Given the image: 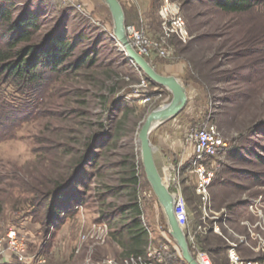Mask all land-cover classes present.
I'll use <instances>...</instances> for the list:
<instances>
[{
	"label": "rangeland",
	"instance_id": "obj_1",
	"mask_svg": "<svg viewBox=\"0 0 264 264\" xmlns=\"http://www.w3.org/2000/svg\"><path fill=\"white\" fill-rule=\"evenodd\" d=\"M13 1L18 9L28 5L41 16L39 38L58 26L69 38L83 34L78 54L93 48L95 66L54 77L36 91L18 89L0 78V100L34 111L13 140L0 143V242L15 230L27 256L37 254L43 264L119 259L136 248L126 237L134 215L118 208L137 203L149 236L137 249L142 252L150 243L163 247L166 261L187 264L146 179L138 145L147 116L168 105L171 93L148 82L128 62L102 0ZM118 1L125 26L162 45L148 63L158 74L178 80L188 98L175 119L151 132L150 143L166 189L178 198V187L186 201L188 218L178 205L176 216L190 253L200 264H230V248L241 259H263L264 0L238 14L219 11L211 0H168L186 22L184 43L175 37L161 41L163 0ZM210 125L226 148L202 161L215 171L204 202L193 188L191 135ZM113 130L114 139L102 137ZM82 156L87 161L79 171L85 176L83 203L60 230H45L43 207L38 205L50 183L73 171ZM133 174L135 189L126 182ZM100 224L108 228V238L93 245L88 238L91 226ZM198 226L208 229L198 233ZM82 236L87 240L81 241ZM3 243L0 264H19Z\"/></svg>",
	"mask_w": 264,
	"mask_h": 264
},
{
	"label": "trees",
	"instance_id": "obj_2",
	"mask_svg": "<svg viewBox=\"0 0 264 264\" xmlns=\"http://www.w3.org/2000/svg\"><path fill=\"white\" fill-rule=\"evenodd\" d=\"M212 5L226 13H247L253 10L258 0H211ZM41 16L28 5L18 9L13 0H0V78L13 86L29 90H40L48 86L52 79L65 74L77 73L82 68H92L95 58L91 47L83 49V34L69 38L61 27L52 29L39 38ZM146 78V77H145ZM153 85L162 88L156 84ZM116 103V102H115ZM115 104L111 105L112 108ZM34 111L26 106L19 108L0 100V143L13 140L17 131L32 117ZM113 118V117H112ZM116 119V118H114ZM102 137L114 139V130L105 132ZM94 138L90 139L92 142ZM83 156L74 165L73 171L50 183L38 207H43L42 219L45 230L58 231L64 221L71 218L83 203L85 176L79 174L87 161ZM134 172V170H133ZM133 189L137 185L136 174L126 181ZM116 196L115 192H111ZM133 213L134 218L127 228L126 237L136 249L133 255L141 253L137 248L147 243L149 236L140 220L142 211L137 203L119 207L118 212ZM131 255V254H130Z\"/></svg>",
	"mask_w": 264,
	"mask_h": 264
},
{
	"label": "built area",
	"instance_id": "obj_3",
	"mask_svg": "<svg viewBox=\"0 0 264 264\" xmlns=\"http://www.w3.org/2000/svg\"><path fill=\"white\" fill-rule=\"evenodd\" d=\"M68 3H75L76 0H63ZM161 27L163 32L162 42H165L170 37L177 38L180 42H185L187 39L186 22L180 14L178 8L175 5L169 3L168 0H163V6L161 8ZM125 32L127 41L130 46L136 51V53L145 59L147 62L153 50L159 49L162 51V45L153 42L148 39L145 33L132 25L125 26ZM142 87L146 88V81L142 82ZM193 141L192 154L195 159L192 163L193 173L195 177L194 191L197 196L201 197L203 201H206L208 186L214 179L215 171L202 162L207 158V161L215 158L220 152H223L226 148L225 141L219 136L214 126H205L203 128L195 129L191 135ZM179 186V185H178ZM178 198H175L176 205L181 209L182 198L179 194ZM176 207V208H177ZM206 217V215H204ZM178 219V218H177ZM204 219V218H202ZM143 226V225H142ZM91 233L89 234V240H92L93 245H102L108 238V228L104 224L92 225ZM146 229V227H144ZM208 228L206 226H198V233H205ZM147 230V229H146ZM81 241L87 240V236L80 237ZM3 242H0V251H3L1 246ZM5 244V250L9 254H13L17 258L19 264H43L44 261L38 260L37 254L27 256L26 247H24L23 240L19 237L18 232L10 230L7 235ZM163 247L157 249L150 243L149 245L137 255H126L119 259L103 258L100 261H94L87 258L83 264H172L165 260ZM264 252V249L263 251ZM228 260L230 264H264L263 259H241L233 248L228 250ZM174 264V263H173Z\"/></svg>",
	"mask_w": 264,
	"mask_h": 264
},
{
	"label": "water",
	"instance_id": "obj_4",
	"mask_svg": "<svg viewBox=\"0 0 264 264\" xmlns=\"http://www.w3.org/2000/svg\"><path fill=\"white\" fill-rule=\"evenodd\" d=\"M110 11L113 20L114 36L121 51L125 53L128 62L134 64L139 72L154 84L166 89L171 93V101L168 105L153 110L145 120L138 133V145L141 154L143 170L150 188L154 192L160 207L163 208L167 225H169L170 237L176 243L182 260L187 264H200L194 259L189 250L187 237L179 225L176 216V200L175 196L166 189L159 172L156 169L154 161L153 148L150 143V134L157 127L173 120L185 108L188 98L185 89L172 76H163L158 74L150 63L139 56L127 41L125 32V15L124 10L118 0H102Z\"/></svg>",
	"mask_w": 264,
	"mask_h": 264
},
{
	"label": "crops",
	"instance_id": "obj_5",
	"mask_svg": "<svg viewBox=\"0 0 264 264\" xmlns=\"http://www.w3.org/2000/svg\"><path fill=\"white\" fill-rule=\"evenodd\" d=\"M161 75L166 76L167 74L162 73ZM179 194H180V196H181V198H182L181 209H182L183 215H184V217L188 218L187 205H186V201H185V199L183 198V194H182L181 189H180ZM197 228H198V227H197Z\"/></svg>",
	"mask_w": 264,
	"mask_h": 264
}]
</instances>
